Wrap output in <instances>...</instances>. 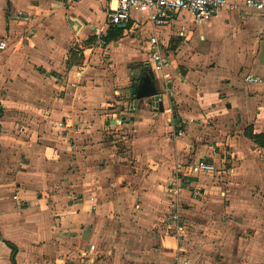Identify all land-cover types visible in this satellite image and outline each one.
<instances>
[{"label":"crops","instance_id":"obj_1","mask_svg":"<svg viewBox=\"0 0 264 264\" xmlns=\"http://www.w3.org/2000/svg\"><path fill=\"white\" fill-rule=\"evenodd\" d=\"M86 1L0 0V40L29 39L0 59V264H13L6 242L17 247L16 264H117L148 254L189 264L192 225L225 229L223 242L236 240L230 227H249L264 254V147L245 135L264 133V16L244 0L188 27L186 13L157 27L134 13L116 39L69 65L62 54L72 32L103 41L112 27L109 2L99 27L75 8ZM14 10L34 15L27 36L13 32ZM152 36L171 60L169 82L149 63ZM182 38L192 40L187 56ZM149 71L163 112L131 92ZM200 159L217 172L177 180V165ZM173 213L176 237L165 235Z\"/></svg>","mask_w":264,"mask_h":264},{"label":"rangeland","instance_id":"obj_2","mask_svg":"<svg viewBox=\"0 0 264 264\" xmlns=\"http://www.w3.org/2000/svg\"><path fill=\"white\" fill-rule=\"evenodd\" d=\"M70 5H73V4H70ZM115 5H116V2L114 1L109 2V6L111 8H114ZM70 8H72V6ZM75 8L87 13L88 15L93 14V16H91L92 22H93L91 24L92 26L97 25L100 27L105 21V20L103 21V16L104 14H106V12L104 9V5L101 2H98V1L92 2L91 0H88L82 4H79ZM16 12L17 11L14 10V12L11 14V17H12V20L14 19L18 21V19L15 17ZM5 14L7 13L5 12ZM191 19L192 17L190 15H187L186 18L182 19L181 21L182 25H184L185 27H188L190 25ZM7 21L9 23V20ZM12 26H14L13 32H15V34H19L18 32L22 34L21 32H23V35L27 36V33H28L26 31L28 28L27 24H23L18 21L12 24ZM11 27L8 25L6 30H9V28ZM173 31L175 32L176 30H173ZM71 32H72V29H71ZM91 36L92 35L89 31H86L83 35H80L79 33L74 34V32H72L71 37L69 38L68 45L64 49L65 51L67 50L68 51L70 50V51L69 53L67 52L65 54L64 52L62 54L63 56L62 58L64 62H65V56H69L72 60H74L75 63H79V62L81 63V61H83L84 58H86L85 53H84L86 48H89L94 45L95 46L97 45V47L99 46L103 47L101 40H98L97 38L90 39ZM47 37L49 38V36ZM50 38L53 39L54 37L52 36ZM4 39L8 41V48L0 52V59L9 58V56L12 53L19 52L23 48V45L27 43L29 45L28 38H24V41L21 40L19 42L20 40L19 37H15L14 35H7V37L4 36ZM190 42H192V40ZM190 42L186 44L182 38V40L180 41V45H183L184 48L180 50V54L182 53L185 56L189 55V53L191 52V49L189 48ZM71 50L73 51L71 52ZM197 53L202 55V54H205V51L203 50L200 52L197 51ZM209 58L211 60L215 59L214 55L210 56ZM180 68L181 67L179 66V69ZM198 218L199 217H197V219ZM181 219L182 218H180V220ZM201 219H203V217H201ZM185 230L186 231L184 233V236H187V237L185 239L186 241L185 240L184 241L186 244V248L188 250V252H186L185 254H187L188 256L189 264H264V254L260 250L262 247L259 245L256 246V244L253 242L254 233L252 229L249 227H237V228L230 227V230L234 232V234L236 235V240L232 239L231 241H225V242H223L224 240H226L224 239V236H223L225 229L222 230L219 227L218 228L202 227L199 229V227L192 225L189 227L185 226ZM200 232H201V236L205 234L207 239L204 238L203 236L201 237ZM225 236L228 237L229 232H225ZM229 239L231 238L229 237ZM154 250L155 249H153L152 247L149 248V251H154ZM254 250L257 253H255ZM148 256L149 257L145 258L144 260L125 259L124 263L122 261V262H118L117 264H159V263H155L156 261L155 258L152 259V257L149 254ZM177 261H174L172 259L170 261V264H177ZM69 264H74V263L70 262Z\"/></svg>","mask_w":264,"mask_h":264},{"label":"built area","instance_id":"obj_3","mask_svg":"<svg viewBox=\"0 0 264 264\" xmlns=\"http://www.w3.org/2000/svg\"><path fill=\"white\" fill-rule=\"evenodd\" d=\"M81 0H66L68 3H74ZM100 2H116L114 8L107 12V24L109 26H118L121 24L127 25L133 19L134 13L145 14L148 20L154 27L164 26L171 23L176 16L186 13L192 17L194 24L198 25L210 20L213 15L221 8L228 5L227 0H98ZM244 8L254 12H258L264 16V0H244ZM236 7V6H235ZM15 17L23 24H29L33 21L34 15L31 12L20 10L17 11ZM178 35H183L179 31ZM102 44L104 42L102 41ZM148 45V60L156 72L163 74V79L169 82L174 73L171 72V60L164 50L165 44L156 37L152 36L147 40ZM8 48V41L5 39L0 40V52ZM79 74H75L77 78ZM246 82L256 83L261 82V79L255 76H247ZM73 82L72 85H76ZM117 125L123 124V119L116 121ZM64 126L63 124H60ZM183 132H177L181 136ZM217 172L214 162L208 159H200L186 164H179L175 168V175L177 180L180 178H193L199 175H211ZM171 224L167 225L165 235L175 236L180 234L182 228L179 227L178 214H172ZM176 237V236H175ZM91 250L95 246L90 247Z\"/></svg>","mask_w":264,"mask_h":264},{"label":"water","instance_id":"obj_4","mask_svg":"<svg viewBox=\"0 0 264 264\" xmlns=\"http://www.w3.org/2000/svg\"><path fill=\"white\" fill-rule=\"evenodd\" d=\"M119 27L125 29L126 25L122 24ZM131 92L134 93L135 102L143 98H151L155 109L164 111L163 99L155 85V75L151 71L143 74L140 79L134 82Z\"/></svg>","mask_w":264,"mask_h":264},{"label":"trees","instance_id":"obj_5","mask_svg":"<svg viewBox=\"0 0 264 264\" xmlns=\"http://www.w3.org/2000/svg\"><path fill=\"white\" fill-rule=\"evenodd\" d=\"M126 27L128 28L129 25ZM121 32H122V30L119 29L117 26H112L109 33L103 37L104 45L107 44L109 41L116 39L121 34ZM92 38H95V37H92ZM92 38H90V39H92ZM72 51L73 50H71V52ZM74 64H78V63H75L74 60H72L69 57V65H74ZM245 135L249 139L253 140L259 146L264 147V133L254 134L252 129L247 128L245 131ZM6 243L12 249V255H11L12 263L16 264L15 255L17 253V247L14 244H12L11 242H6Z\"/></svg>","mask_w":264,"mask_h":264}]
</instances>
